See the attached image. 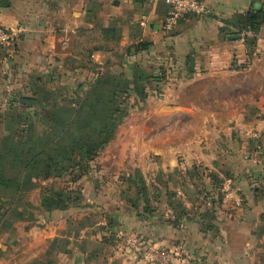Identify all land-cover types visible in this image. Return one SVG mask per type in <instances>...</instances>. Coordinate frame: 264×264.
I'll use <instances>...</instances> for the list:
<instances>
[{"label":"rangeland","instance_id":"1","mask_svg":"<svg viewBox=\"0 0 264 264\" xmlns=\"http://www.w3.org/2000/svg\"><path fill=\"white\" fill-rule=\"evenodd\" d=\"M130 48L115 42L112 34L94 30L80 32L67 48L80 54L84 64L63 59L49 67L40 60V66L26 68L9 55L0 59V217L9 219L14 212L20 232L62 219L72 225L81 221L93 232L102 230L103 241L109 236L105 229L111 228L112 239L125 251L129 238L147 239L137 233L125 237L108 218L106 209L111 211L120 200L119 206L129 207L148 227L161 224L179 234L197 226L209 243L232 240L240 220H228L233 225L227 226L216 215L236 212L234 204L224 202V181L203 161L192 159V153L209 146L217 150L212 156L217 163L220 137L232 132L228 120L219 121L228 108L177 111L168 102L170 57L150 48L128 58ZM96 51L102 53L99 58L92 56ZM263 95L255 87L244 93L239 108L252 112L259 125L264 123V105L254 104ZM26 98L35 102L28 104ZM245 142L238 147L249 149L246 156H264V143ZM47 199L63 202L66 210L49 217L43 209ZM255 224L251 229L261 239L263 226ZM73 243L67 241V252ZM179 246L186 245L179 240L168 250ZM53 249L51 264H76L72 254L59 257V248ZM18 254L19 262L27 264L26 252Z\"/></svg>","mask_w":264,"mask_h":264},{"label":"crops","instance_id":"2","mask_svg":"<svg viewBox=\"0 0 264 264\" xmlns=\"http://www.w3.org/2000/svg\"><path fill=\"white\" fill-rule=\"evenodd\" d=\"M7 4L0 5V23L7 28H20L22 34L14 46L0 49V59L9 55L26 68L40 66V60L49 67L61 65L63 59L84 64L80 54H72L67 48L75 44L80 32H107L115 42L131 47L127 50L128 58L139 54L134 46L140 44H149V49L170 57L173 72L168 102L177 111L186 107L228 108V114H222L219 121L228 120L232 132L220 137L217 163L212 157L217 150L209 146L192 153V159L203 161L224 181V202L234 204L236 212L216 215L226 221L224 224L239 219L237 236L209 243L197 226L179 234L161 224L148 227L129 207L119 206L120 200L105 212L125 237L141 234L151 246L164 250L183 241L189 258L180 264H264V237L260 239L251 229L256 221L255 226L261 223L264 230V156L256 160L253 152L246 156L248 148L238 147L242 141L246 145V140L255 142L251 132L263 127L254 120L252 112L239 108L243 106L244 93L257 86L264 90V0H210L208 17L185 18L172 32L163 31L169 8L162 0H7ZM247 17L257 19V31H251L253 36L243 30ZM95 54L92 56L99 58L102 53ZM255 101L254 106L262 107L264 95L262 100ZM210 117L203 115L207 122ZM261 189L263 192H259ZM10 214L6 220L0 217V264H19L21 250L29 256L27 264H51L48 258L55 254L54 246L59 248V257L72 254L76 264H141L128 249L120 250L112 239L114 229H105L110 236L105 241L99 228L93 232L81 221L72 225L66 219L42 228L27 226L20 232L15 213ZM101 219L104 220L101 216L99 225ZM89 237L91 246L87 249ZM67 241L74 242L69 253ZM63 261L66 262L65 258Z\"/></svg>","mask_w":264,"mask_h":264},{"label":"built area","instance_id":"3","mask_svg":"<svg viewBox=\"0 0 264 264\" xmlns=\"http://www.w3.org/2000/svg\"><path fill=\"white\" fill-rule=\"evenodd\" d=\"M162 1L169 8L163 23V31L165 32L174 31L185 18H205L210 15V8L208 6V1L210 0ZM248 33L250 34L251 32ZM21 34L22 30L20 28H7L0 23V49L14 46L20 39ZM250 137L258 144H263L264 123L261 129L252 131ZM127 246L129 253L141 264H180L189 258V251L183 246H179L174 250H164L153 247L146 241H137L134 238L127 240Z\"/></svg>","mask_w":264,"mask_h":264},{"label":"trees","instance_id":"4","mask_svg":"<svg viewBox=\"0 0 264 264\" xmlns=\"http://www.w3.org/2000/svg\"><path fill=\"white\" fill-rule=\"evenodd\" d=\"M257 19L256 18H251V17H247V25L245 28H243L244 31L246 32H256L257 31ZM249 38L247 39L246 38V41H248ZM149 49V44H140L138 46H136V52L138 53L139 50H144V51H147ZM24 102L28 103V104H32L34 103L35 101L34 100H31L29 98H26V99H23ZM43 209L47 212H54V211H64L66 210V208L64 207V203L63 202H58V201H53V200H50V199H47L45 204H44V207Z\"/></svg>","mask_w":264,"mask_h":264},{"label":"water","instance_id":"5","mask_svg":"<svg viewBox=\"0 0 264 264\" xmlns=\"http://www.w3.org/2000/svg\"><path fill=\"white\" fill-rule=\"evenodd\" d=\"M0 5L3 6V7H6L8 4H7V0H1L0 1Z\"/></svg>","mask_w":264,"mask_h":264}]
</instances>
